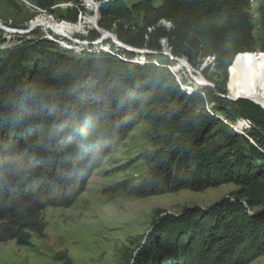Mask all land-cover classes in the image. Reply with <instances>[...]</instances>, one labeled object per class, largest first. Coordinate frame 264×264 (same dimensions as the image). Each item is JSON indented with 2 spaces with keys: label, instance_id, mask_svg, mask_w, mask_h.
Wrapping results in <instances>:
<instances>
[{
  "label": "trees",
  "instance_id": "obj_1",
  "mask_svg": "<svg viewBox=\"0 0 264 264\" xmlns=\"http://www.w3.org/2000/svg\"><path fill=\"white\" fill-rule=\"evenodd\" d=\"M57 1L76 5L62 18L53 13ZM160 1L137 0L129 6L124 0H97L102 15L100 20L98 12L97 21L103 27L102 20L111 17L131 29L134 14L141 15L142 38L148 31L165 52L176 56L189 41L206 45L211 48L207 55L214 53L224 70L255 53L249 8L256 5L264 28V0ZM35 2L65 24L92 19L95 11L90 0ZM160 20L170 22L162 25L166 31L158 28ZM167 35L177 42L175 54ZM46 39L38 42L40 55L30 66L25 64L26 49L0 50V242L29 245L33 234L42 235L44 210L71 206L91 173L145 118L164 146L144 153L149 171L133 187L137 195L203 191L227 183L239 188L234 202L224 200L209 212H189L201 213L193 223L173 227L170 217L161 218L132 264H249L264 255V102L242 100L246 108L234 112L214 106L235 121L231 126L206 109L205 96L192 92L190 81H179L184 90L173 77L163 81L158 56L146 54L153 64L140 65L146 61L129 58L133 52L114 41L123 53L109 50L108 36L97 45L109 53L90 54L82 51L84 46L83 55L75 56ZM127 39L139 45V37ZM169 61L174 74L186 71L178 61ZM217 91L225 93L224 85L207 89L211 102L234 105ZM239 116L258 129L250 131L244 118L239 124ZM234 129L250 131L258 145ZM185 235L189 239L182 244Z\"/></svg>",
  "mask_w": 264,
  "mask_h": 264
},
{
  "label": "rangeland",
  "instance_id": "obj_2",
  "mask_svg": "<svg viewBox=\"0 0 264 264\" xmlns=\"http://www.w3.org/2000/svg\"><path fill=\"white\" fill-rule=\"evenodd\" d=\"M99 1L102 2V0ZM124 1L129 6L137 2V0ZM152 1L156 5L161 3L160 0ZM65 10L60 8L53 9V13L58 17H62ZM253 11L259 13L255 4H251L249 8L251 16ZM25 12L22 6L14 0H0V25L25 28L24 24L31 17V15L29 17V13ZM101 18L102 15L100 20ZM259 19L262 22L261 16ZM90 20L91 18L88 20V24L85 25L82 35H77L76 39H90L89 42L97 40L95 37H97V34L99 35V31L92 25ZM252 22L255 25L253 17ZM102 23V28L114 33L117 36L116 38H119L124 44L129 45L131 48L149 51L151 55L158 56L160 64L158 67L165 70L164 75L161 76L163 81L173 77L180 86L179 81L183 83L182 79L191 81L187 70V72L174 74L167 67L168 63L170 64L171 62L169 61L170 58L163 54L165 50L160 39L157 41V38L150 35L148 31L142 38L138 29L142 24L141 15L134 14L131 23L134 27L131 29L129 24L114 20L111 17L103 19ZM88 25H91V27ZM158 28L161 31H166V28L162 25H159ZM34 32L36 33L30 35V33L6 32L3 28H0V43H18V47L0 44V50L6 47L26 49L27 60L25 64L30 66L40 55L39 50L42 47L38 42L41 39H46L43 38L40 30ZM122 34L125 37H121ZM129 36L139 37V45L135 46L129 43L127 39ZM255 36L254 51L259 56H264V31H256ZM106 41V47L111 45L109 50L113 52H117L116 50L118 52L124 51L117 49L115 44L112 45L113 40L111 37H108ZM167 41L172 46V52L175 54V49L173 48L177 45L175 38L168 36ZM165 44L169 51L167 43ZM60 50L65 51L62 48ZM83 50L94 55H99L105 51L102 44L94 45L91 43L87 44ZM208 50H211V48L206 45L200 44L196 46L195 43L189 41L183 45L178 56L187 58L194 70L200 73V76L215 85V87L193 85L192 92L198 91L205 96V107L209 112L220 119L231 121L229 120L230 117H227L220 110H215L214 106H225L227 110L233 112L235 110L242 111L246 107L240 101L251 102L253 100L239 98L240 100L234 101L228 99L234 103L231 106L220 102H211L207 97V89L216 90L217 86L224 85L225 93L217 91L216 94L218 96H220L219 94L226 95L228 93L230 96V93H233L234 96H242L244 69L239 63L236 67L230 68V70H224L219 66L214 53L207 55ZM66 52L75 56L83 55V53H76L73 49H68ZM146 54L149 55L147 52H134L129 58H143L146 62L140 65L153 64L152 59H148ZM154 65L157 66L156 64ZM263 70L261 69V74ZM186 89L191 90L190 87ZM260 107L264 110L262 106ZM239 117L236 119L239 120V124L245 122L242 118L249 122L251 125L250 131L253 128H257L248 117ZM232 122L234 124L235 121ZM234 131L258 145L251 136L250 131L241 130L240 132L236 129ZM163 146V143L155 140V134L149 121L142 118L119 146L108 154L101 165L91 173L84 191L71 206L48 207L44 210L43 214L47 226L42 235L33 234L29 245H18L15 240L0 242V264H132L135 255L154 232L156 224L161 218L170 217L172 226L177 227L181 222L188 221L193 223L199 218L201 213L198 215L197 213L188 214L191 211L209 212L213 206L219 205L224 200L235 201V191L239 188L235 183L210 187L203 191H193L184 188L158 195H137L133 191V187L149 171V166L144 159V153ZM242 202L244 204L243 198ZM254 210H258V208L255 207ZM188 239L189 237L185 235L181 239L182 244ZM249 264H264V255Z\"/></svg>",
  "mask_w": 264,
  "mask_h": 264
},
{
  "label": "bare ground",
  "instance_id": "obj_3",
  "mask_svg": "<svg viewBox=\"0 0 264 264\" xmlns=\"http://www.w3.org/2000/svg\"><path fill=\"white\" fill-rule=\"evenodd\" d=\"M97 0H90V2L94 6V14L92 16V19L90 22L92 25L99 31V23L97 21V15L99 12V7L97 9L98 2ZM106 1V0H103ZM24 9V3H17ZM30 11L31 12H25L29 13V17H31L26 21L25 28H17L12 26H4L8 29H3L6 32H13V33H30V28H26L27 24H32L33 32L34 31H41V32H48V35H43V37L54 40L58 43V45L65 49H73L76 53H80L81 49L86 46L87 44H90L88 39H76L75 37L77 35H82L84 32L85 25L88 23V20L85 18H80L77 22L72 24H65V23H59L56 21L55 17L48 12L45 8L40 7L35 0H31L30 4ZM257 12V11H256ZM99 12V16H100ZM160 25H166L170 26V22H166L165 20L159 21ZM3 26V25H0ZM2 29V28H1ZM23 29V32H22ZM100 35L97 40H92L91 44L97 45L98 42H100L105 37H111V39L117 44V46L128 50V48H131L129 45L121 43L116 36L112 35L110 31L108 33L100 32ZM162 46L164 44L162 43ZM133 48V47H132ZM129 51V50H128ZM147 53H150L147 51ZM166 54L170 59L174 61H178L188 71L190 75V82L195 85V82L199 85L205 86V82L208 81L204 77L200 75H195L194 72H197L193 69L190 62L185 57H179L174 56L170 52H163ZM171 56V57H170ZM241 65L244 69V77H243V84H242V96H239V98L247 99V100H253L257 103H263L264 102V70L261 74V69H264V56H259L256 53H253L252 55L244 56L240 59ZM196 74H199L197 72ZM194 81H192V79ZM229 94V93H228ZM232 97V96H230ZM235 99L234 97H232ZM228 123L232 126V122L228 121Z\"/></svg>",
  "mask_w": 264,
  "mask_h": 264
},
{
  "label": "built area",
  "instance_id": "obj_4",
  "mask_svg": "<svg viewBox=\"0 0 264 264\" xmlns=\"http://www.w3.org/2000/svg\"><path fill=\"white\" fill-rule=\"evenodd\" d=\"M14 1L17 2V3H24V10L26 12H31L30 11L31 0H14ZM251 1H253V0H251ZM75 5L76 4L73 1H57L52 7H53L54 10L58 9V8H60V9H68V8H74ZM260 16H261L260 13H256V11L252 12L253 21L255 23L254 32L262 31V30L264 31V28L262 26V22L259 19ZM0 28L8 29L7 27H4V26H0ZM26 28H30V35H33V34L36 33V32H33L32 24H27ZM8 30H10V29H8ZM22 32H23V29H22ZM37 33H40V32H37ZM42 35H48V32H42ZM99 35H100V33H99ZM99 35H97V37H95V39H97L99 37ZM0 44H9V45L18 47L17 46L18 43H0Z\"/></svg>",
  "mask_w": 264,
  "mask_h": 264
},
{
  "label": "water",
  "instance_id": "obj_5",
  "mask_svg": "<svg viewBox=\"0 0 264 264\" xmlns=\"http://www.w3.org/2000/svg\"><path fill=\"white\" fill-rule=\"evenodd\" d=\"M99 7V4H97V8ZM99 31L100 32H105V33H108V30H106V29H104V28H102L101 26L99 27ZM127 49L129 50V51H131V52H135V53H145V52H147V51H145V50H142V49H138V48H128L127 47ZM205 85L206 86H210V87H215V85L214 84H212L211 82H209V81H206L205 82ZM220 96H222V97H224V98H227V99H229V100H240L239 98H235V99H233L232 97H230V95L229 94H226V95H224V94H219Z\"/></svg>",
  "mask_w": 264,
  "mask_h": 264
}]
</instances>
